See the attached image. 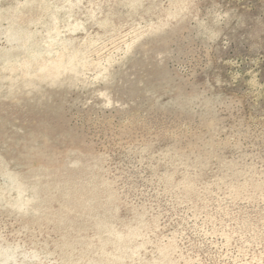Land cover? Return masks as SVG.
<instances>
[{"label": "rangeland", "instance_id": "obj_1", "mask_svg": "<svg viewBox=\"0 0 264 264\" xmlns=\"http://www.w3.org/2000/svg\"><path fill=\"white\" fill-rule=\"evenodd\" d=\"M0 264H264V0H0Z\"/></svg>", "mask_w": 264, "mask_h": 264}, {"label": "bare ground", "instance_id": "obj_2", "mask_svg": "<svg viewBox=\"0 0 264 264\" xmlns=\"http://www.w3.org/2000/svg\"><path fill=\"white\" fill-rule=\"evenodd\" d=\"M58 61L56 60L55 66L49 70V73H56L57 72V67H58ZM22 66L26 72H29L30 69H32V72L34 71H42L45 70V64L43 59L42 60H35L34 62H30L27 59H25L22 62Z\"/></svg>", "mask_w": 264, "mask_h": 264}]
</instances>
